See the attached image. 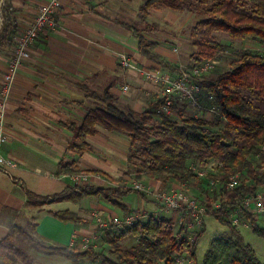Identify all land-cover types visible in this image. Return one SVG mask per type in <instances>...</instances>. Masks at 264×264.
Listing matches in <instances>:
<instances>
[{"label": "trees", "instance_id": "obj_1", "mask_svg": "<svg viewBox=\"0 0 264 264\" xmlns=\"http://www.w3.org/2000/svg\"><path fill=\"white\" fill-rule=\"evenodd\" d=\"M153 6L167 7L177 12L187 10L198 15L188 26L193 47L190 54L192 65L203 59L218 60L221 53L227 50L229 45L219 41L216 32L224 33L233 40L248 39L261 46L260 50H240L238 57L215 75H191V80L209 96L225 120L224 128L206 129L212 123L201 116L181 113L178 118H173L165 114L160 109L165 101L163 96L152 108L140 112L130 108L120 109L107 87L102 93L90 92L100 104L89 109L79 124L71 123L74 138L69 142V148L76 152L88 150L85 137L95 134L98 127L125 133L129 140L128 161L139 169L138 172L145 171L161 178L165 184L169 183L166 187L177 183L186 191L184 185L191 184L197 186L201 194L214 192L212 205L204 204L206 214L213 215L226 225L228 233L210 241L201 264H262L254 249L244 241L230 215L239 212L253 233L264 238V227L257 223L253 213L241 207V201L246 196L264 189V0H142L138 11L143 20V30H154V24L144 20ZM120 24L137 38L140 54L169 72L158 70L169 75L183 70L157 53L155 47L158 42L144 37L142 29L122 21ZM9 28L10 24L3 17L0 48L14 44L16 30ZM170 107L174 109L176 105L171 104ZM154 117H158V120H154ZM209 160L216 163V173L208 174L210 179L224 181L238 172L239 183L226 189L221 183L211 185L210 180H206L205 184L209 186H203L202 177H198L189 164L195 162L204 165ZM242 173L247 174L251 182L244 181ZM132 191L145 196V193L132 187L90 185L70 186L44 196L25 189V194L27 201L35 207L63 200L78 204L83 198L93 196L104 198L126 211L119 199ZM192 197L202 203L196 195ZM216 203L220 204L218 208L215 207ZM162 210H158L157 216L138 217L130 225L115 227L114 232L109 228L105 233L109 247L100 250L97 246L75 250L70 246L47 244L37 236L36 222H29L26 226L15 224L0 240V264H35L30 255L32 250L47 255L59 254L70 264H176L175 259L179 256L191 260V264H198L197 243L205 227L189 230L177 223V211H168L164 215L160 214L165 211ZM52 212L62 221H81L70 210ZM128 236L135 237L137 243L132 247H123L119 240Z\"/></svg>", "mask_w": 264, "mask_h": 264}, {"label": "crops", "instance_id": "obj_2", "mask_svg": "<svg viewBox=\"0 0 264 264\" xmlns=\"http://www.w3.org/2000/svg\"><path fill=\"white\" fill-rule=\"evenodd\" d=\"M44 1L9 0L10 14L20 29L29 24ZM141 4L142 0H62L56 27L45 30L30 46V55L19 67L6 103L7 139L2 152L19 163L6 171L0 169V240L12 225L36 222L37 236L45 243L69 246L71 240L91 230L84 229L92 219L87 209L100 200L108 202L91 196L78 204L63 200L35 207L27 201L25 189L44 196L70 186L111 187L101 185L118 177L128 179L122 171L129 150L125 133L98 127L95 134L85 137L89 149L76 152L69 148L74 138L70 127L100 104L90 92L102 93L109 87L117 107L136 112L151 108L160 98L144 92L137 72L119 63L120 53H125L135 64L163 70L138 52L137 38L120 24L137 22L135 15ZM155 51L174 64L180 61L177 53L159 42ZM10 52L11 46L0 48V80L8 70ZM125 84L140 88L124 95L120 90ZM174 109L177 117L193 112ZM130 194L119 199L126 208L125 199ZM57 210H70L81 221L59 220L52 212Z\"/></svg>", "mask_w": 264, "mask_h": 264}, {"label": "rangeland", "instance_id": "obj_3", "mask_svg": "<svg viewBox=\"0 0 264 264\" xmlns=\"http://www.w3.org/2000/svg\"><path fill=\"white\" fill-rule=\"evenodd\" d=\"M3 7V8H1ZM0 7V19L1 23L3 20V17L7 23L10 24L9 29H15V35L17 31L20 29L17 26V22L13 18V16L10 14L11 10L9 7V0H3ZM148 15L144 18L145 21L151 22L154 24V30H143V20L141 19V15L139 11L137 12L136 19L139 18L137 22H135V26L142 29V34H145V36H148L151 39H156L161 46L165 47L166 49H170L171 52L177 53L179 55L180 61H176L175 63L178 64L180 68L183 70H188L192 65V60L190 59V54L192 53L193 47L190 44L189 40V31L188 26L192 24L197 18L198 15L195 12H190L187 10H183L180 12L171 10L167 7H161V6H153L149 8ZM150 15V16H149ZM134 16V15H132ZM131 18V17H130ZM147 19V20H146ZM0 23V25H1ZM156 28V29H155ZM219 41L228 44L229 47L226 51L221 53L218 60H216V63L214 66L205 74L215 75L217 72H220L228 67V63L238 57V52L244 48H248L251 50H260V45L250 42L248 39H231L224 33L216 32L215 33ZM14 35V36H15ZM180 49H178V48ZM136 65L141 69H155L154 67H148L143 66L141 64L136 63ZM137 78L140 79L139 83H141V87L144 92H148L149 96H155V98L161 97V92L158 88V86L154 85L153 83L149 82L147 79L143 77V75L139 74L138 72ZM128 86V91H123V86L120 90V92L124 95H129L134 90L140 88L137 86H132L130 84H125ZM151 92V93H150ZM153 102L156 99H152ZM199 101L200 106L199 107H192L190 106L184 99L177 97V96H171V104L176 105V107H180L182 109L189 108L193 112H186L185 115H194L201 116L208 121L212 123L211 127H206V129L210 130H216V129H222L224 128L226 122L225 120L219 115L218 111L216 110L215 106L212 103V100L207 96L205 93L201 92L199 94ZM153 104V103H152ZM147 107H144L146 109ZM152 108V107H151ZM127 108H124V110ZM172 113L171 117L178 118L176 116V110L171 108ZM154 120H158V117H154ZM255 165V163H254ZM190 166H195L197 170L203 171L205 175L202 177V185L205 186L206 180H211L209 178L210 173H216V163L214 160H209L204 165H198L197 163H191ZM139 169L133 167L130 165L127 157V164L126 167L122 169L123 173L128 177V179H123L122 177H118L116 179H112L111 183L104 182L101 186H106L105 184H108L109 186L113 188H126V187H132L134 183H141L144 186L149 187H161L164 188L168 184H165L161 178L153 177L149 173L145 171H137ZM261 170V168H260ZM242 179L247 182H251L250 178L247 174L242 173ZM163 182V183H162ZM151 184V185H150ZM171 184V183H170ZM154 185V186H153ZM206 186H209L208 184ZM184 188L186 189V192L191 196L196 195L198 199L203 204H210L212 205L214 200V192L210 191L211 193L201 194L200 189L197 186L191 185V184H185ZM133 190H137L133 188ZM140 191V190H139ZM143 192V191H140ZM129 196V195H128ZM151 196L145 194L144 197H142L139 193L136 191H132V194H130L126 201L127 210L123 211L122 209L105 202L104 200L98 201L91 209H87L88 213L97 212L99 210L103 211L104 216L111 217V216H126L128 214H134L137 218H146L149 215H155L157 216L158 210H162V208L158 203L154 202V200L150 199ZM213 207V206H212ZM163 211V210H162ZM167 215L168 210H165L161 212L160 214ZM255 219L257 223L260 226L264 227V213L263 214H254ZM230 218L233 221H236V224L238 226V229L243 236V239L246 243L250 244V246L254 249L256 256L260 260L262 264H264V238L256 235L253 233L251 227L247 225V221L245 217L239 212H235L230 215ZM242 223V224H241ZM245 223V224H244ZM93 226V227H92ZM203 226L205 227V231L202 234V236L199 238L197 243V250H196V261L198 264H201L202 259L204 257L205 252L208 250L210 246V241L214 237L218 236H224L228 233V227L222 223H220L213 215L206 214L204 216V222ZM114 228V229H113ZM84 229H94L97 233L99 232V228L96 227L94 220L90 219L89 222H86L84 225ZM111 231H115V227L110 228ZM107 232V231H106ZM101 237L97 238L94 242V245L97 246V248L100 249H108L109 245L105 241V233ZM101 238V240H99ZM99 240V241H98ZM76 242H80V237ZM120 245L123 247H132L134 246L136 242V238L133 236H128L125 238H121L119 240ZM69 246H71L69 244ZM76 246V244H75ZM78 247V246H77ZM79 248V247H78ZM30 255L34 261L35 264H70L69 260L65 257L59 255V254H43V253H34V251H30ZM43 258H47V260H42ZM90 264V263H88ZM176 264H191V260L185 259L183 263L176 262Z\"/></svg>", "mask_w": 264, "mask_h": 264}, {"label": "built area", "instance_id": "obj_4", "mask_svg": "<svg viewBox=\"0 0 264 264\" xmlns=\"http://www.w3.org/2000/svg\"><path fill=\"white\" fill-rule=\"evenodd\" d=\"M62 6V0H45L38 7V10L27 26L17 31L14 44L11 45L10 58L8 61V70L0 80V169L8 170L19 163L14 157L6 155L2 152L3 144L7 139L5 133V113L6 103L10 96V88L12 82L18 72L23 61L29 57L30 46L45 30L54 29L57 25V14ZM264 52V46L262 47ZM119 63L128 70H134L143 75L145 79L158 86L161 96L165 97V101L160 108L165 114L171 115V96H177L184 99L190 106L199 107V94L202 88L191 80V75H202L208 72L216 63L213 59H203L197 64H193L188 70H181L179 73L169 75L158 69H141L128 56L120 53ZM123 91H128V86H123ZM191 170L198 177H203L205 173L197 170L195 166H190ZM240 181L238 172L228 176L227 179L221 181L219 178H212L211 185L217 183L223 184L226 189L235 187ZM133 188L143 191V193L151 196L163 210L177 211V223L186 226L189 230L201 229L203 226V217L206 215V207L190 196L181 184L171 185L169 187H149L141 183H134ZM219 203L215 204L218 208ZM241 207L250 213H264V189L257 191L253 195L246 196L241 201ZM91 218L95 221V225L99 228L97 233L94 229L89 230L86 234H80V242H76L75 238L69 243L71 246H78L80 249L95 246L94 242L103 235L111 227H124L132 224L136 220L134 214H128L124 217L104 216L103 211L92 212ZM236 224V221H233ZM242 224V223H241ZM245 224V223H244ZM239 225V224H236ZM176 262L183 263L184 257H176ZM189 260V259H187Z\"/></svg>", "mask_w": 264, "mask_h": 264}, {"label": "water", "instance_id": "obj_5", "mask_svg": "<svg viewBox=\"0 0 264 264\" xmlns=\"http://www.w3.org/2000/svg\"><path fill=\"white\" fill-rule=\"evenodd\" d=\"M2 2H3V0H0V7H1ZM0 23H1V19H0Z\"/></svg>", "mask_w": 264, "mask_h": 264}]
</instances>
